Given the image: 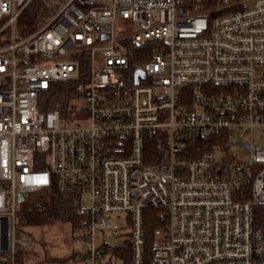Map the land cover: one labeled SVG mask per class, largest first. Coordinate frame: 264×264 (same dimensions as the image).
I'll use <instances>...</instances> for the list:
<instances>
[{"label": "built area", "instance_id": "2783aa9c", "mask_svg": "<svg viewBox=\"0 0 264 264\" xmlns=\"http://www.w3.org/2000/svg\"><path fill=\"white\" fill-rule=\"evenodd\" d=\"M32 1L0 0V264L34 245L19 195L55 187L91 195L86 264H264V0H66L20 38ZM149 42L133 66L131 48ZM82 76L72 103L85 106L42 110L53 83ZM148 131L167 133L164 163L146 162ZM151 206L166 224L147 253ZM105 231L129 251L97 246Z\"/></svg>", "mask_w": 264, "mask_h": 264}, {"label": "trees", "instance_id": "16d2710c", "mask_svg": "<svg viewBox=\"0 0 264 264\" xmlns=\"http://www.w3.org/2000/svg\"><path fill=\"white\" fill-rule=\"evenodd\" d=\"M66 0H33L23 11L17 21V33L20 38L27 37L43 26L59 10ZM4 21H0V28ZM10 41V30H5L0 34V44ZM132 45V44H126ZM159 42H149L140 48H131L130 53L133 66L141 67L144 62L150 60L152 55H139L146 50L154 51ZM130 51V52H131ZM83 74L87 68L83 63ZM84 76L70 81H57L53 83L52 90L44 98L46 102L42 104V110H60L63 116L74 114L75 106L72 99L82 96V84L86 83ZM146 162L148 164L164 163L167 158L168 135L163 131L146 132ZM213 141V140H212ZM210 139H203V142L197 144L200 152L210 150L213 147ZM200 154V153H199ZM196 156V155H195ZM34 200L30 203L21 205L18 211V224L22 227L45 226L52 221H62L69 223L73 232H80L81 223L86 218V213L82 205V196L78 192L64 191L58 187L50 192L33 193ZM30 196V195H29ZM255 215L259 224H264V205H255ZM165 209L162 207H148L144 210V229L146 238V251L156 240L158 232L162 231L166 224ZM128 247V246H127ZM124 246H105L106 252H112L121 255V252H127L129 249ZM74 260L78 257L74 256ZM128 258V256H127ZM17 264H26L25 254H17Z\"/></svg>", "mask_w": 264, "mask_h": 264}, {"label": "rangeland", "instance_id": "374dc122", "mask_svg": "<svg viewBox=\"0 0 264 264\" xmlns=\"http://www.w3.org/2000/svg\"><path fill=\"white\" fill-rule=\"evenodd\" d=\"M119 23L117 24V31ZM74 106H85L84 100L73 103ZM34 194L20 203H30L34 200ZM83 203L87 207L91 204V195L89 193L81 194ZM20 231L26 232L33 238L34 245L29 249L30 254L39 256L40 254L47 256L48 260H56L59 264H86L82 259L86 253L84 241L81 238L80 232H73L71 225L62 221H52L45 226H31L22 227ZM126 241L125 233H114V231H105L98 234L96 240L97 246L107 244L111 247H116L122 242ZM74 256L78 257V260H74ZM70 258L69 261L67 259ZM62 260V261H61ZM104 264H114L115 260L111 262L108 258L104 259ZM116 264H121V261L117 260Z\"/></svg>", "mask_w": 264, "mask_h": 264}, {"label": "crops", "instance_id": "0c3cea01", "mask_svg": "<svg viewBox=\"0 0 264 264\" xmlns=\"http://www.w3.org/2000/svg\"><path fill=\"white\" fill-rule=\"evenodd\" d=\"M26 258V264H59L58 261L52 259V260H48L47 256H44L42 254H40L39 256H35V255H25ZM70 258L67 259V261H69ZM62 261V260H61ZM66 262L64 261V264Z\"/></svg>", "mask_w": 264, "mask_h": 264}, {"label": "water", "instance_id": "95a60500", "mask_svg": "<svg viewBox=\"0 0 264 264\" xmlns=\"http://www.w3.org/2000/svg\"><path fill=\"white\" fill-rule=\"evenodd\" d=\"M140 76L145 77V73L142 70L137 71V78ZM137 82H139L138 79H137ZM26 196H28V195H26ZM19 201H20V203L25 202V196L23 194L19 195Z\"/></svg>", "mask_w": 264, "mask_h": 264}]
</instances>
